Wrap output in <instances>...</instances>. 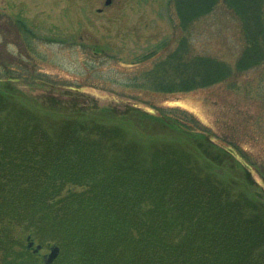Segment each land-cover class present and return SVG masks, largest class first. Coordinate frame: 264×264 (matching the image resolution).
Returning <instances> with one entry per match:
<instances>
[{
    "label": "trees",
    "instance_id": "16d2710c",
    "mask_svg": "<svg viewBox=\"0 0 264 264\" xmlns=\"http://www.w3.org/2000/svg\"><path fill=\"white\" fill-rule=\"evenodd\" d=\"M221 1L241 23L246 43L236 70L261 65L264 0L169 3L177 27L188 31ZM14 24L28 55L17 61L0 56V247L5 252L18 244L17 223H25L33 235L45 233L59 245L57 261L64 257L65 264H264V174L261 183L252 180L256 162L246 151L217 144L181 108L82 109L77 96L61 105L44 95L17 94L13 86L21 80L53 86L55 81L36 69L33 55L37 41L54 40L38 37L23 20ZM188 45V38H181L152 69L136 75L133 86L178 93L232 77L226 62L196 54ZM96 212L105 218L92 220Z\"/></svg>",
    "mask_w": 264,
    "mask_h": 264
},
{
    "label": "rangeland",
    "instance_id": "374dc122",
    "mask_svg": "<svg viewBox=\"0 0 264 264\" xmlns=\"http://www.w3.org/2000/svg\"><path fill=\"white\" fill-rule=\"evenodd\" d=\"M105 1L0 0V56L17 61L28 55L20 43L16 20H23L38 37L54 40L37 41L38 52L33 55L36 69L47 73L49 81H55L53 86L46 88L31 84L32 79L21 80L14 84V91L29 99L44 95L47 102L56 100L61 105L78 98L76 104L82 109L116 107L123 112L137 107L149 113H156L159 107L184 109L209 130L217 144L228 148L236 144L246 151L256 162L251 178L261 183L264 63L244 72L236 70L246 46L239 20L221 1L210 15L194 23L190 30L182 31L169 0H114L109 7ZM183 37L188 38L194 53L231 66L232 77L189 92L159 93L135 88L132 79L152 69ZM164 44L168 46L163 49ZM147 55L154 57L137 63ZM69 89H79L83 95H68ZM54 203L63 206L58 201ZM104 218L100 212L92 216L96 221ZM17 224L13 234L19 239L18 244L8 246L7 252L0 247V264H44L43 256L51 255V248L60 250L56 242L45 238V233L44 237L35 236L25 223ZM31 241L33 249L42 246L38 253L28 249ZM22 251H28L27 257L21 256ZM70 254L75 258V251L71 249ZM61 259L56 264H65L60 263Z\"/></svg>",
    "mask_w": 264,
    "mask_h": 264
},
{
    "label": "flooded vegetation",
    "instance_id": "af4514ba",
    "mask_svg": "<svg viewBox=\"0 0 264 264\" xmlns=\"http://www.w3.org/2000/svg\"><path fill=\"white\" fill-rule=\"evenodd\" d=\"M114 0H106L105 4L106 7L112 6ZM52 249V248H51ZM51 255L43 256L44 264H46V261L51 262L50 264H56L57 260L60 258L61 251L58 253L56 249H53Z\"/></svg>",
    "mask_w": 264,
    "mask_h": 264
},
{
    "label": "water",
    "instance_id": "95a60500",
    "mask_svg": "<svg viewBox=\"0 0 264 264\" xmlns=\"http://www.w3.org/2000/svg\"><path fill=\"white\" fill-rule=\"evenodd\" d=\"M34 246V242L33 241H31L30 243H29V245H28V249H30V248H32ZM41 246L40 245H38L36 248H35V250H34V252L35 253H37V252H39L40 250H41ZM52 251H54V250H52ZM51 262H49V261H46V264H50Z\"/></svg>",
    "mask_w": 264,
    "mask_h": 264
}]
</instances>
